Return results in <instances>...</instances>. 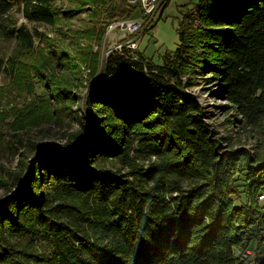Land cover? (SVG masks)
Here are the masks:
<instances>
[{
  "label": "trees",
  "instance_id": "16d2710c",
  "mask_svg": "<svg viewBox=\"0 0 264 264\" xmlns=\"http://www.w3.org/2000/svg\"><path fill=\"white\" fill-rule=\"evenodd\" d=\"M56 1L0 0V36L16 39L19 54L33 50L37 30L12 12L44 25L80 13L59 12ZM84 1L104 22L138 13L128 0ZM194 4L202 25L183 16L161 64L126 46L103 62L90 48L81 55L87 114L73 141L33 157L0 202V264H246L244 239L264 231V154L227 143L190 89L202 79L233 123H264V0ZM202 40L207 61L184 78ZM48 52L55 68L40 75L56 101L70 99L55 73L70 53ZM17 57L0 58V68ZM258 249L254 264H264Z\"/></svg>",
  "mask_w": 264,
  "mask_h": 264
},
{
  "label": "rangeland",
  "instance_id": "374dc122",
  "mask_svg": "<svg viewBox=\"0 0 264 264\" xmlns=\"http://www.w3.org/2000/svg\"><path fill=\"white\" fill-rule=\"evenodd\" d=\"M160 1L163 3L164 0ZM196 1L169 0L151 15L148 23L144 18L142 26L133 33L121 28L111 30V23L93 17L94 8L84 0H57L55 6L59 12L73 8L81 10L70 19L59 13L54 25L29 22L22 14L12 12L18 25L25 24L33 33L37 30L38 35L35 48L23 54L17 51L16 39L0 36V58L7 60L12 55L18 56L13 66L4 62L0 68V202L15 190L19 175L29 167L27 164L33 157L41 151L51 150L52 146L66 148L80 129V121L87 114L83 96L87 92L90 72L88 63L81 61V55L90 48L92 52H99L103 62L113 50L121 52L120 45L137 40L139 47L135 51L143 52L152 62L161 64L163 55L178 47V28L183 16H187L188 25H202L195 11ZM138 13L130 19L140 18ZM103 27L104 35L100 37L96 31ZM206 43L202 40L196 45L192 55L194 64L184 78L198 77L197 70L196 74L193 70L196 63L207 61L201 56ZM51 48L63 49L72 58H69L68 65L57 66L55 71L61 86L71 91L70 99L59 102L46 87L48 79L40 75L44 70L50 72L55 68L49 58ZM197 80L190 90L198 98L205 120L220 135L228 137L230 145L245 147L252 154L258 151L264 154V123L249 128H243L242 123H233L238 116L234 111L220 108L228 102L213 96L214 85ZM258 201L264 208V201ZM251 231L253 233L244 239L246 248L241 252L246 264L256 263L259 246L264 260V231L262 233L254 227Z\"/></svg>",
  "mask_w": 264,
  "mask_h": 264
},
{
  "label": "built area",
  "instance_id": "2783aa9c",
  "mask_svg": "<svg viewBox=\"0 0 264 264\" xmlns=\"http://www.w3.org/2000/svg\"><path fill=\"white\" fill-rule=\"evenodd\" d=\"M128 1L130 4L138 6L137 11L139 12L140 18L136 19V17H134L133 19H129V20H123V21L119 20L112 22L109 25L111 30L116 28H121L122 30L128 31V33H133L142 26V23L144 22V18H147L148 16L151 17L152 14L156 13L161 3L160 0H128ZM124 46H126L128 49L136 50L139 47V41L131 40L126 42ZM124 46L120 45L119 49L124 48ZM259 199L262 201L264 200V189L260 193Z\"/></svg>",
  "mask_w": 264,
  "mask_h": 264
}]
</instances>
